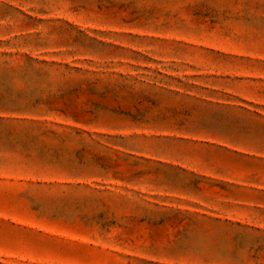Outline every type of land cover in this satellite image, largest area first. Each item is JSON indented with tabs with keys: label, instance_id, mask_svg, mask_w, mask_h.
Segmentation results:
<instances>
[{
	"label": "rangeland",
	"instance_id": "1",
	"mask_svg": "<svg viewBox=\"0 0 264 264\" xmlns=\"http://www.w3.org/2000/svg\"><path fill=\"white\" fill-rule=\"evenodd\" d=\"M0 264H264V0H0Z\"/></svg>",
	"mask_w": 264,
	"mask_h": 264
}]
</instances>
